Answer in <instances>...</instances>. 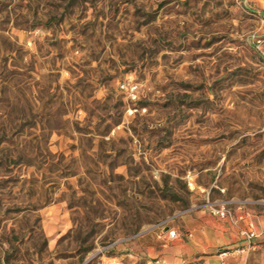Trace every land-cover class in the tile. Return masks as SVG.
I'll return each mask as SVG.
<instances>
[{"label":"rangeland","instance_id":"rangeland-1","mask_svg":"<svg viewBox=\"0 0 264 264\" xmlns=\"http://www.w3.org/2000/svg\"><path fill=\"white\" fill-rule=\"evenodd\" d=\"M224 202L264 213V0H0V264H162Z\"/></svg>","mask_w":264,"mask_h":264},{"label":"crops","instance_id":"crops-1","mask_svg":"<svg viewBox=\"0 0 264 264\" xmlns=\"http://www.w3.org/2000/svg\"><path fill=\"white\" fill-rule=\"evenodd\" d=\"M235 213L243 217L240 229L254 233L250 244L238 229L199 211L182 218L181 227L175 229L176 239L168 240L166 232L157 237L169 243L168 250L164 245L161 252L148 249L146 254L152 258L160 256L162 264H264V213L243 203H239Z\"/></svg>","mask_w":264,"mask_h":264},{"label":"built area","instance_id":"built-area-1","mask_svg":"<svg viewBox=\"0 0 264 264\" xmlns=\"http://www.w3.org/2000/svg\"><path fill=\"white\" fill-rule=\"evenodd\" d=\"M122 88H124L126 91L130 90V92L133 93V89L126 84H124ZM208 209L213 216L219 218L220 220L227 221L234 228L238 229L240 231L241 237L245 240L247 244L251 243V241L254 238V233L248 232L247 230L240 229V223L243 220V217L241 215L237 216L236 213L230 208V205L228 202L221 203L217 207L210 204L208 205ZM165 235L168 240L176 239L178 237L175 230H169L166 232Z\"/></svg>","mask_w":264,"mask_h":264}]
</instances>
